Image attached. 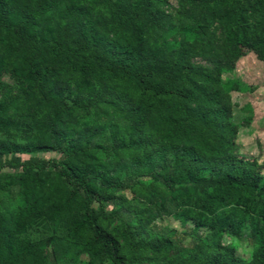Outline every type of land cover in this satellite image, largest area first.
I'll use <instances>...</instances> for the list:
<instances>
[{
    "label": "trees",
    "instance_id": "16d2710c",
    "mask_svg": "<svg viewBox=\"0 0 264 264\" xmlns=\"http://www.w3.org/2000/svg\"><path fill=\"white\" fill-rule=\"evenodd\" d=\"M184 6L192 24L211 12L235 57L254 51L264 63V0H184ZM168 7V0H0V73L31 74L36 82L27 96L42 106L50 105L52 92L74 108L78 97H87L86 104L101 107L104 116L99 124L77 129L65 118H18L0 101V157L19 151L63 154L59 161L0 165L19 168L17 206L0 213V264H43L42 248L25 235L41 223L58 224L61 239L87 252L90 264H140L138 256L146 251L166 255L168 241L137 239L145 212L134 211L132 226L115 233L105 229L100 205L109 191L127 188L123 172L146 175L169 191H176V181L198 182L192 210L183 218L204 227L208 237L194 253L198 261L180 264H264V238L248 260L220 242L224 233H241L244 213L264 219V174L253 171L246 158H224V139L217 164L188 142L148 151L153 143L144 128L154 119L186 138L196 123L207 121L202 109L217 103L209 87L219 77L190 61L192 31ZM55 16L60 22L52 24ZM74 75V90L59 86L60 79ZM101 88L132 99L133 116L120 120L98 106ZM219 113L214 120L222 127ZM99 155L109 158L102 166ZM202 171L208 178L200 179Z\"/></svg>",
    "mask_w": 264,
    "mask_h": 264
},
{
    "label": "rangeland",
    "instance_id": "374dc122",
    "mask_svg": "<svg viewBox=\"0 0 264 264\" xmlns=\"http://www.w3.org/2000/svg\"><path fill=\"white\" fill-rule=\"evenodd\" d=\"M167 11L174 18L180 19L183 26L191 29L189 39L190 61L219 77L216 86L209 90L217 94L216 105L202 109L207 116L205 123H196L190 136L182 138L172 134L160 119H154L152 125L144 128L147 138L153 145H148V151L154 152L158 146L167 149L172 144L188 142L198 147L204 154L205 161L217 164V157L222 139L226 140L223 157L232 154L246 158L255 172L264 174V63L257 53L249 51L245 55L235 57L234 47L227 41L225 34L211 12L201 17L199 23L192 24L186 17L184 0H168ZM60 22L57 16L52 24ZM77 76L60 79L61 87L74 90ZM36 79L29 73H0V101L8 102L18 118L32 120L49 116L52 119L65 118L77 129H84L99 124L104 120L101 107L86 104L87 97H78L77 106L72 101L59 98L56 93L49 96V106H42L39 99L28 97V89L35 84ZM98 94V106L105 108L109 114L120 120L133 116L130 107L132 99L117 98L112 91L101 88ZM76 100V99H75ZM72 106L73 109H68ZM217 111L222 115V127H218L214 117ZM99 118V119H96ZM214 120V121H213ZM144 144L147 141L144 140ZM63 154L58 151L40 150L36 152L19 151L0 157V165L5 161L28 164L31 162L59 161ZM99 165L108 161V157L98 156ZM19 168L5 166L0 168V213L7 214L17 206L19 189L16 174ZM45 172V171H44ZM47 172V170H46ZM51 176L54 172L48 169ZM177 172V171H176ZM200 179L208 178L207 171L199 173ZM120 180L127 184L125 189L111 190L105 197L102 212L106 221L105 229L115 233L123 225L137 223L134 211L145 212L143 219L145 227L137 233V239L144 242H169L166 255L152 251L143 252L138 256L140 264H180L182 260L194 258V253L201 250L198 246L204 244L208 233L204 227L195 228L191 222L183 218L192 210V203L200 188L197 181H176V191H169L162 185L154 183L148 176L120 174ZM186 180V179H182ZM147 188V193L144 192ZM97 203L93 207L98 208ZM244 222L241 233L233 235L229 232L220 236L224 246L231 247L237 257L248 260L256 248L259 238H264V222L262 217L243 214ZM58 224H38L26 232V237L40 245L44 253L43 264H90L88 253L79 251V246L68 244L61 239ZM260 228L263 234L259 236ZM205 253V252H204ZM205 253L204 257H207ZM99 264H111L102 260Z\"/></svg>",
    "mask_w": 264,
    "mask_h": 264
}]
</instances>
